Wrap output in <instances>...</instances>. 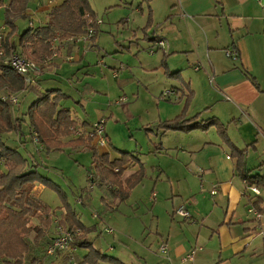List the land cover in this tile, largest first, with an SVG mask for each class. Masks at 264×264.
I'll list each match as a JSON object with an SVG mask.
<instances>
[{"label": "crops", "instance_id": "crops-1", "mask_svg": "<svg viewBox=\"0 0 264 264\" xmlns=\"http://www.w3.org/2000/svg\"><path fill=\"white\" fill-rule=\"evenodd\" d=\"M61 2L30 0L26 11L29 28L46 25L51 9ZM8 3L3 0L0 10L6 11ZM116 6L138 7L136 13L146 17L145 24L130 36L138 44H144L142 40L148 42L143 49L139 47L137 52H132L131 45L125 46L123 55H134V64L122 60L120 68L125 67L127 70L134 66L141 74L155 76L153 80H156V76L166 78L161 80L165 83L164 87L149 80L142 83V87H133L132 90L133 79L120 76L122 69H117V77L113 73L118 86L124 91L121 98L126 97L124 102L131 101L137 106L136 113L128 114L127 117L138 116L140 126L136 128L137 133L146 132L148 141L146 145L138 141L134 151H123L113 145L107 131L106 147H100L85 137H75L73 133L65 137L64 141H90L101 154L108 153L111 160L122 158L121 151L130 152L137 160L125 166L122 180L138 172L141 166L145 169L143 180L131 190L127 200L121 201L114 193L117 187H113L110 182L101 184L92 162L89 169H84L80 160L73 157V154L88 148L69 145L62 151L48 152L43 145L30 140L28 126L25 127L26 143L19 149L35 158L42 165L40 173L64 190L77 216L87 228H91L87 239L89 242H92V231L97 230L98 225L94 222L86 224L78 206H95L99 212L108 214L121 212L120 205L129 204L135 209L123 215L129 220L132 216L128 214L133 212L135 215V211L146 206L145 202L149 201L150 214L153 219L156 218L154 241L158 247L165 241L170 249L168 255L160 256L152 264H178L190 252H194L195 264H264V191L254 195L247 189L242 177V171L250 172L249 176H264V0H121ZM150 19L152 22L148 26ZM129 21L122 19L125 24ZM0 27L9 31L5 20L0 21ZM19 35L18 28V33L11 41L19 44ZM81 35L54 42L53 46L58 51L43 62H38L40 70L32 77L30 90L22 92L20 99L30 98L33 103L37 99H34L35 92H41V95L45 93L38 86L50 81L83 80L73 71L80 69L83 64L84 46L81 45L92 39L95 42L97 31L90 40L80 39ZM161 40L164 46L158 45ZM60 43L64 46L60 47ZM228 49L238 50L239 57H227ZM17 52L23 54L20 45ZM151 59L154 62L152 64ZM211 75L208 80L210 84L204 83V77L209 78ZM52 89L62 91L68 96L66 99L70 97L60 88ZM125 90H132L131 99ZM66 99L61 102V106L71 111L77 124L90 130L93 121L82 118L75 109L66 106ZM187 102L185 118L193 119L191 124L206 123L213 119L216 125L207 129L197 127L190 131L161 126L163 122L181 116ZM17 145L15 143L13 146ZM242 152L243 156L240 155ZM63 155H66L64 159L68 162L66 166L70 173L63 169ZM149 168L154 171L153 176L148 174ZM91 175L97 176L94 178L101 187L90 184ZM147 183L150 186L149 195L146 192ZM48 190L51 189L41 183H36L34 188V195L54 211L51 231L45 244L56 236L54 233L58 228L55 216L60 217L63 225L67 213L61 201L53 200V205L48 203ZM212 191H216V194H212ZM251 199H259V207L263 209L260 222L251 208ZM179 207L187 209L190 218L177 215L176 209ZM132 224L140 226L143 231L146 228L143 221H137L136 218ZM63 226L68 229V226ZM107 228L112 227L108 225ZM75 231L80 232L78 236L82 234L80 229ZM97 250L103 253L101 247ZM65 253L49 256V264H60V259H68ZM87 253L86 248H76L75 256L71 254L68 260L71 263L75 259L78 264ZM144 254L151 257L148 252Z\"/></svg>", "mask_w": 264, "mask_h": 264}, {"label": "trees", "instance_id": "trees-1", "mask_svg": "<svg viewBox=\"0 0 264 264\" xmlns=\"http://www.w3.org/2000/svg\"><path fill=\"white\" fill-rule=\"evenodd\" d=\"M88 1L62 0L51 9L46 25L35 29L28 28L19 35L17 44L11 41L18 33L16 20L29 18L26 11L30 0H11L5 11V26L9 29L8 32L5 31L3 42L5 55L18 53L20 45L24 57L43 62L58 51L53 46L56 40L66 41L84 34L88 26L98 29L96 24L88 22L87 14L93 19L97 18ZM2 4L3 0H0V5ZM151 22V19L148 20V26ZM25 43L28 45H24ZM18 54L23 56L21 53ZM30 86V82L26 83L23 76L4 63V56H0V159L4 161L3 167L0 168V261L3 264H49V257L45 253L52 241L48 244L44 241L52 226L54 211L34 195L36 183H41L54 191L66 207L64 225L68 226L69 230L82 231L78 243L80 247L88 249V253L78 264H99L100 261L106 260L122 264L118 259L101 253L87 240L91 228H87L77 216L68 202L67 194L58 184L42 175L39 171L42 165L37 163L35 158L26 157L19 146L26 143L27 125L30 140L43 145L48 152L62 151L69 145L88 148L93 152V164L100 176L101 184L110 182L113 187H117L113 192L121 201L127 200L131 190L143 180L145 169L141 166L138 172L123 181L125 166L137 160L132 153L121 151L122 158L111 160L108 153L101 154L90 141L76 139L65 142L64 138L72 133L71 128L78 124L73 119L71 111L61 106V102L68 96L58 89L47 90L24 113L16 115L15 107L21 102L20 95L30 90ZM14 94L20 99L16 105L1 99L2 96L11 97ZM188 103L181 116L163 122L161 126L166 129L190 131L197 127L207 129L211 125H216L213 119L206 123L191 124L193 119L185 118ZM15 143L18 145L13 146ZM243 153L240 155L243 156ZM249 174L250 172L242 171L244 180L264 191V176ZM251 202L255 209L263 213V209L259 207V199L256 201L251 199ZM34 218L38 223L33 221ZM32 233L33 240L30 239Z\"/></svg>", "mask_w": 264, "mask_h": 264}, {"label": "rangeland", "instance_id": "rangeland-1", "mask_svg": "<svg viewBox=\"0 0 264 264\" xmlns=\"http://www.w3.org/2000/svg\"><path fill=\"white\" fill-rule=\"evenodd\" d=\"M11 0H5V2L10 3ZM121 0H89L91 8L97 13V19L102 21V24L98 26L97 31V40L94 42L92 39L89 42L81 45L84 46L82 53L84 56L82 58V66L80 69H76L73 71L77 73L83 80L77 81L75 80H67L62 79L61 81H50L38 86V89L42 92H46L52 88H60L64 92L70 94V97L65 100V105L68 107H72L79 113L82 118L88 119L89 121L96 122L102 117L108 120L106 124L107 136L111 137L113 145H116L119 149L123 151H134L136 149V143L138 141L146 145L147 133H137V127L140 126V119L138 116L128 118V114L136 113L137 106L131 104L130 102H121V95H124V91L121 90L120 86H118L117 79L113 77L114 74L119 73V69L121 67V61H128L131 65L134 64V55L125 56L123 55V51L126 50L125 46L131 45L132 52H137L140 47L143 49L148 42L144 41V44L136 43V39H133L130 35L138 31V27H141L145 24L146 17H141L138 15L137 6H116ZM8 3V4H9ZM122 19L130 20L128 23H123ZM5 20V9L0 10V21ZM127 22V21H126ZM18 28L19 34H22L29 28V20L28 18H20L18 20ZM141 31V30H140ZM96 34V33H95ZM130 39V40H129ZM133 43H131V41ZM60 47L64 46L62 43L59 45ZM70 47V46H69ZM126 52V51H125ZM143 52V50H142ZM225 55V50L223 51ZM148 58V57H147ZM105 59V60H104ZM104 60L103 64L102 61ZM101 62V63H100ZM154 63L151 59V64ZM122 69L120 76H127L131 79V83L133 87L137 89V86L142 87V83L145 81H154L158 82V86L165 85V83L161 80L166 79L165 77L156 76V80H153L155 76L145 75L139 73L137 67L131 66ZM93 74V75H88ZM101 73L103 75L101 76ZM119 75V74H118ZM212 75L208 78L204 77V83L208 81ZM88 83V84H87ZM112 86H116L111 89ZM168 87V86H167ZM132 90H125L126 94L132 98ZM125 94V95H126ZM41 95V92H35L34 99L38 98ZM23 96V95H21ZM29 96V95H28ZM24 97H27L26 95ZM21 102L18 107H15L16 115H20L21 111L25 110L31 103L30 98H21ZM33 99V100H34ZM131 111L129 113V111ZM75 112V111H74ZM128 121V122H127ZM79 125V124H78ZM139 125V126H138ZM28 128V126H25ZM25 128V129H26ZM73 128H71L72 131ZM16 139V138H14ZM109 139V138H108ZM11 140V138L9 139ZM35 142V141H33ZM116 151V150H115ZM119 153V151H118ZM26 157H30L24 154ZM62 156V160L64 161V171L70 173V170L67 168V161ZM93 152L89 149L86 151H82L77 154H73V157L80 160V163L83 165L84 169L90 168L91 162L93 163ZM67 158L70 159V156L67 155ZM148 174L151 176L154 175V171L150 168L147 169ZM74 173V172H73ZM93 176V175H92ZM97 177L96 175H94ZM93 176V177H94ZM150 179V176H149ZM62 185V184H61ZM99 186V185H96ZM62 187H64L62 185ZM101 187V185L99 186ZM149 184L147 183V195H149ZM109 188V186H108ZM107 187L105 189L109 190ZM111 192V190H109ZM50 205H53V200L56 202H60L61 199L59 196L53 192L52 190H48ZM148 197V196H147ZM85 198V197H84ZM62 202V201H61ZM146 206H142L139 210H136V214L133 215L134 210L128 204H121L120 211L121 212H110L105 214L104 212H99L98 209H95V206H89L87 208H83L82 206H78L83 216L82 220L86 224L97 223V230L92 231V242L96 249H102L103 253L109 255L110 257L117 258L125 262L126 264H152L157 258L160 256L168 254H161L160 245L155 239L157 226L155 225L156 218L153 219L150 213L151 211V202L146 201ZM252 206V205H251ZM251 208H254L253 206ZM129 210L133 212L128 214L129 220L123 218L125 213H128ZM101 215L102 218L100 217ZM58 217V219H56ZM123 218V219H122ZM140 221L142 220L145 225V230L143 231V224L141 223V227L138 225H131L132 220ZM55 223L57 224L58 230L55 231L54 235H60V232L69 230L66 229L60 220L59 216H55ZM34 222L38 223V220L33 219ZM114 229V233L109 234L106 231L108 225ZM56 227V225H55ZM51 231V230H50ZM53 233V230L52 232ZM79 235L80 232L77 231ZM76 234V235H77ZM74 236V241L71 242L69 250V254L66 252L65 254L69 257L73 254H76V248H80L79 246V236ZM55 236V237H56ZM34 233L30 235V239L33 240ZM89 236L87 237V239ZM89 240V239H88ZM159 249V250H158ZM148 252L149 256H146L144 253ZM158 252V253H157ZM60 253V252H59ZM160 254V255H159ZM65 255V256H66ZM49 257V255H46ZM52 259V258H51ZM66 258L60 259V264H77L75 259H72L71 263ZM110 260V259H109ZM1 262V261H0ZM99 264H114L110 261H100Z\"/></svg>", "mask_w": 264, "mask_h": 264}, {"label": "built area", "instance_id": "built-area-1", "mask_svg": "<svg viewBox=\"0 0 264 264\" xmlns=\"http://www.w3.org/2000/svg\"><path fill=\"white\" fill-rule=\"evenodd\" d=\"M90 14H87V17L89 18L88 22L89 24H96L99 26L102 24V21L99 19H93L89 16ZM96 33V28L94 26H88L87 31L85 34H82L79 38L80 39H92ZM5 37V29L3 27H0V56H4V63L7 64L12 70H14L17 74L23 76L26 80V83H31L33 81V75H35L40 70L39 63L31 60L29 58H26L18 53H12L11 55H5V51L3 49V42ZM158 45L164 46V42L161 40L158 42ZM153 53V51H151ZM226 56L229 58L236 59L239 57L238 50L235 49H228L226 50ZM118 74H115L117 77ZM1 99L3 101H10L12 104L16 105L20 102L19 96L14 94L11 97L2 96ZM126 97L121 98V102H124ZM106 118L102 117L98 121L94 122L91 125L90 130H86L82 125H78L76 127H73L72 133L75 137L78 138H88L92 140L95 144H97L100 147H106L108 144L107 136H106ZM37 141V140H36ZM4 161L0 159V168L3 167ZM90 184L92 186H96L99 184V181H97L92 175L89 178ZM246 187L248 190H250L254 195H260L261 190L257 186H251L248 184L247 181H245ZM212 194H216V191H212ZM252 210L255 213L256 220L258 222L261 221L263 217V213L259 212L257 209L252 208ZM176 214L179 215L182 218H190V212L185 209L184 207H179L176 209ZM107 232L113 233L112 228H107ZM76 231L72 230H66L61 231L60 235L53 238L52 242L47 246L46 248V254L49 256H57L60 253L67 252L66 250H69L71 242L74 240V236L76 235ZM160 251L162 254H168L169 252V245L167 242L163 241L160 244ZM60 252V253H59ZM185 262H191L194 263V252L188 253L181 263L178 264H185Z\"/></svg>", "mask_w": 264, "mask_h": 264}]
</instances>
